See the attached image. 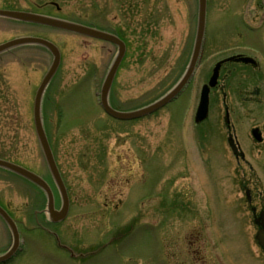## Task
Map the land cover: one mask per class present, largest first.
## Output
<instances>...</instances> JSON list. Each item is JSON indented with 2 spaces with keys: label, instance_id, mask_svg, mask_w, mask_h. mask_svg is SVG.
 Returning <instances> with one entry per match:
<instances>
[{
  "label": "rangeland",
  "instance_id": "rangeland-1",
  "mask_svg": "<svg viewBox=\"0 0 264 264\" xmlns=\"http://www.w3.org/2000/svg\"><path fill=\"white\" fill-rule=\"evenodd\" d=\"M0 8L118 33L127 47L110 99L117 109L134 110L163 97L187 70L199 0H0ZM22 36L44 37L61 51L42 117L73 200L67 217L50 223L39 187L0 167V200L27 238L16 264H195L203 259L264 264L245 194L252 189L254 205L262 204L264 92L255 94L264 66L262 0H207L204 44L189 83L165 106L129 120L108 115L99 103L116 44L0 16V44ZM233 55L255 58L260 67L224 62L219 84L210 89L209 115L196 123L203 84L218 61ZM52 60V53L36 44L0 53V156L49 183L55 180L33 107ZM233 66L236 71L229 72ZM226 107L245 153L239 162L227 143ZM255 126L262 142L252 136ZM48 229L59 232L58 241L69 250L58 247ZM11 242V230L0 217V252Z\"/></svg>",
  "mask_w": 264,
  "mask_h": 264
},
{
  "label": "water",
  "instance_id": "water-1",
  "mask_svg": "<svg viewBox=\"0 0 264 264\" xmlns=\"http://www.w3.org/2000/svg\"><path fill=\"white\" fill-rule=\"evenodd\" d=\"M206 10H207V0H199L198 27H197V33H196V38L194 42V48L192 51V55H191L188 68L185 71L182 78L168 93H166L160 99L146 106H143L135 110H131V111H121V110H117L113 108L110 105L109 98H108L109 91H110L113 79L115 77L116 71L126 51L125 42L122 39H120L118 36L112 33L106 32V31H102V30L92 28L86 25H82L76 22L54 18L51 16L42 15V14L27 12V11L0 9V16L50 25V26L58 27V28L65 29L68 31H73V32H77L80 34L88 35L91 37L108 40V41L115 43L118 46V53L101 87L100 102L104 110L111 116L118 118V119H134V118H139L141 116L150 114L158 110L159 108L163 107L164 105H166L173 99H175L179 95V93L183 90V88L186 86V84L189 82L190 78L192 77L194 73L196 64L199 60L201 50H202V45H203V40H204V35H205V27H206ZM26 44L42 45L46 47L53 54L52 63L35 94L33 113H34V123H35L36 132H37L38 139L40 141L42 150L44 152V156L46 158L48 167L63 195L62 208L59 210L55 208L51 188L48 185V183L40 175L36 174L35 172L19 164H16L14 162L1 159V158H0V167L9 169L20 175H23L27 177L28 179H30L31 181L35 182L36 184L40 185L47 192V195H48V205L47 206H48V212H49L50 218L54 221H58V220L63 219L67 215L68 208H69V200L66 195L65 186H64L61 174L59 172V169L57 167L56 161L54 159V155H53L50 143L48 141V138L46 136V133L43 127L41 107H42V98H43L45 89L48 86L50 80L52 79V77L54 76V74L56 73L60 65L61 52L56 44H54L53 42L47 39H44L41 37H34V36H23V37H17L9 41H6L4 43H1L0 53L6 50H9L11 48H14L16 46L26 45ZM231 60H241L246 63H256V61L252 57H247V56H230V57H227V58H224L218 61L213 68L212 75L208 83L204 84L201 89L200 101H199L196 115H195L196 122H201L207 117L208 107H209L210 88L217 85L222 64L224 62L231 61ZM224 120L226 124L229 125L230 118H229L228 113L225 115ZM252 135L257 141H262V133L260 132L258 127H255L252 129ZM228 143L232 151L236 155V157H239L240 155L244 157V153L239 150L238 143L236 142V138L232 132L229 133ZM0 215L8 223L11 229V232H12V236H13L12 248L10 249V251L0 256V262H3L6 259H8L16 250L17 246L19 245L20 234H19L18 227L16 223L14 222V220L7 213V211L3 209L1 206H0ZM258 219H263V222L261 221L260 224L261 226L262 225L264 226V212L261 213ZM256 238L258 240V243L264 248V228L263 229L260 228V230L256 234Z\"/></svg>",
  "mask_w": 264,
  "mask_h": 264
},
{
  "label": "flooded vegetation",
  "instance_id": "flooded-vegetation-1",
  "mask_svg": "<svg viewBox=\"0 0 264 264\" xmlns=\"http://www.w3.org/2000/svg\"><path fill=\"white\" fill-rule=\"evenodd\" d=\"M262 12H263V15H264V0H262ZM261 54L263 55L262 57L264 58V47H262V52H261ZM232 63H235V64H240L241 62H232ZM262 64H264L263 62H262ZM244 65H249V64H244ZM250 67H252V68H254V67H256V66H258V65H255V66H251V64L249 65ZM236 69H237V67L236 66H233L232 68H231V71H229V72H235L236 71ZM256 69V68H255ZM262 84H261V86H259L256 90H255V94L256 95H259L260 93H261V90H262V92H264V66L262 65ZM219 84V83H218ZM224 88V87H223ZM222 88V89H223ZM46 179V178H45ZM127 179H129V178H127ZM47 180V179H46ZM48 181V180H47ZM49 183V182H48ZM49 185H50V187H51V189H52V192H53V196H54V202H55V204L57 203V200L59 199V198H61L62 199V197H61V193H60V191H59V189H58V186L56 185V183H49ZM39 188L38 189H40V191H41V193L43 194V195H46V192L40 187V186H38ZM70 191H71V189H70V187L67 185V192H68V195H69V198H70V201H72L73 199L71 198V195H70ZM130 193H132L131 195H134V192H133V190H132V192L130 191ZM245 194H246V198H247V202H248V205H249V210L251 211V217H252V220H253V222H254V224H255V226H256V228H257V230H260V228H264V226L262 225L261 226V224H260V222L262 221L263 222V219H258L259 217H260V215H261V213L262 212H264V199L262 200V204L258 207L257 205H254L255 204V198L257 197V195H256V193H254L253 191H252V189H250V188H247L246 190H245ZM136 196H137V198H138V195L136 194ZM258 196H260V194H258ZM133 197V196H132ZM46 198H47V196H46ZM0 205L2 206V207H4L9 213H10V211L8 210V208H6V206L1 202V200H0ZM10 215H11V213H10ZM12 216V215H11ZM1 217V216H0ZM13 217V216H12ZM2 218V217H1ZM3 219V218H2ZM13 219L15 220V222L17 223V225H18V227H19V231H20V242H19V245L17 246V248H16V250L14 251V253L7 259V260H5L4 262H0V264H16V263H18L19 261H22V258H23V256H24V254H25V250H26V247H27V245H26V241H27V238H26V236L24 235V233H23V230L21 229L22 228V226H21V224H20V222H18L14 217H13ZM258 219V220H257ZM4 220V219H3ZM258 222H257V221ZM50 223H53V222H50ZM55 224V223H54ZM53 224V225H54ZM47 232H49L51 235H52V237L56 240L57 239V237H58V234H59V232H56V231H52V230H47ZM57 241V240H56ZM12 243H13V239H12V242H11V244H10V246L8 247V249L7 250H5L4 252H0V254H3V253H5V252H7L8 250H10L11 249V247H12ZM57 243H58V241H57ZM59 246L58 247H60V248H62V249H67V250H69V248H68V246H64V244H58ZM195 264H211V263H209L208 261H206V260H201V261H197V262H195ZM212 264H218V263H212Z\"/></svg>",
  "mask_w": 264,
  "mask_h": 264
},
{
  "label": "trees",
  "instance_id": "trees-1",
  "mask_svg": "<svg viewBox=\"0 0 264 264\" xmlns=\"http://www.w3.org/2000/svg\"><path fill=\"white\" fill-rule=\"evenodd\" d=\"M0 157H2V158H6V157H4V156H0ZM9 159V158H8ZM17 162V161H16Z\"/></svg>",
  "mask_w": 264,
  "mask_h": 264
}]
</instances>
